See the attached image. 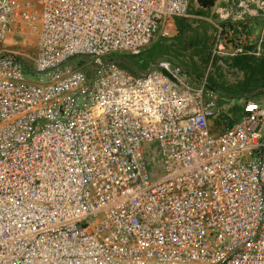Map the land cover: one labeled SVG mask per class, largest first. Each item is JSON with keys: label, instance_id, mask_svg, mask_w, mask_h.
Returning <instances> with one entry per match:
<instances>
[{"label": "built area", "instance_id": "built-area-1", "mask_svg": "<svg viewBox=\"0 0 264 264\" xmlns=\"http://www.w3.org/2000/svg\"><path fill=\"white\" fill-rule=\"evenodd\" d=\"M187 7L0 0V264H264V88L234 114L173 59L136 76L102 60ZM243 25L237 40L216 26L212 56L263 50ZM14 34L33 52L9 50Z\"/></svg>", "mask_w": 264, "mask_h": 264}, {"label": "rangeland", "instance_id": "rangeland-1", "mask_svg": "<svg viewBox=\"0 0 264 264\" xmlns=\"http://www.w3.org/2000/svg\"><path fill=\"white\" fill-rule=\"evenodd\" d=\"M239 2L240 0H228V7L219 2L218 7H226L219 12L224 15L220 17L213 6L204 8L200 7L197 0H188L187 16L175 18L165 29H160L149 47L138 54L113 52L102 60H114L117 66L136 76L148 70L157 58L173 59L189 68L196 77L206 76L210 88L221 93L220 102L224 103L229 112L236 114L235 108L241 109L247 99L257 100L264 88V49L258 53L242 54L234 52V46L229 48L225 45L224 54L212 56L218 31L216 26L222 28L221 37L237 40L242 34L239 28L244 24L243 28L247 29L248 38L253 44H243V48L250 50L253 45L258 46V42L264 48V7L259 9V6H249L248 11L238 18L237 14L242 9ZM255 9L257 13H253ZM179 20L184 27L181 33L177 27ZM231 29L232 33L229 32ZM193 37L199 40L197 44ZM25 39L24 43L16 44L15 49L32 53L34 36L28 35ZM230 53L233 55H229ZM88 60L85 56H75L67 63L80 66ZM24 76L29 81L37 79L35 73L26 70ZM243 86L246 87L245 90ZM155 144L152 143V146Z\"/></svg>", "mask_w": 264, "mask_h": 264}, {"label": "crops", "instance_id": "crops-1", "mask_svg": "<svg viewBox=\"0 0 264 264\" xmlns=\"http://www.w3.org/2000/svg\"><path fill=\"white\" fill-rule=\"evenodd\" d=\"M220 2V4H222V5H227L228 6V4H225V3H223V0H216V2H215V0H214V6L212 7L213 8V10L215 9V10H217L218 8H220L221 10L223 9V7H222V5L220 6V7H218V3ZM199 4V3H198ZM200 5V4H199ZM200 7H202L201 5H200ZM206 7H210L211 8V6H206ZM206 7H204V8H206ZM15 38H17V40H15ZM25 37H22V36H20V35H11V36H8V38L6 39V47L9 49V50H14V51H20V49H18V50H16L15 49V45L16 44H18L19 42H21V43H24L25 42ZM34 43H35V40H34Z\"/></svg>", "mask_w": 264, "mask_h": 264}, {"label": "water", "instance_id": "water-1", "mask_svg": "<svg viewBox=\"0 0 264 264\" xmlns=\"http://www.w3.org/2000/svg\"><path fill=\"white\" fill-rule=\"evenodd\" d=\"M197 2L202 6V7H206V6H212L214 5V0H197Z\"/></svg>", "mask_w": 264, "mask_h": 264}, {"label": "trees", "instance_id": "trees-1", "mask_svg": "<svg viewBox=\"0 0 264 264\" xmlns=\"http://www.w3.org/2000/svg\"><path fill=\"white\" fill-rule=\"evenodd\" d=\"M178 22V21H177ZM178 26H177V23H176V26L178 27V30H179V32L181 33V31L184 29V27H183V23L179 20V22H178ZM195 37H193L192 39L195 41L194 43H196L197 44V42L199 41L198 39H194ZM192 44H193V41L191 42ZM244 87V86H243ZM242 87V88H243ZM245 88L246 87H244V90H245ZM235 110L237 111V108H235Z\"/></svg>", "mask_w": 264, "mask_h": 264}]
</instances>
